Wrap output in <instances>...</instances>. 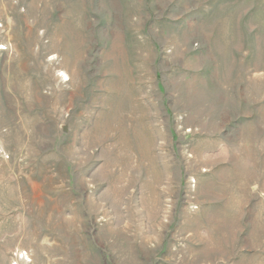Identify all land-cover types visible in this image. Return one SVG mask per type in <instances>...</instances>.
<instances>
[{
	"label": "rangeland",
	"instance_id": "rangeland-1",
	"mask_svg": "<svg viewBox=\"0 0 264 264\" xmlns=\"http://www.w3.org/2000/svg\"><path fill=\"white\" fill-rule=\"evenodd\" d=\"M0 264H264V0H0Z\"/></svg>",
	"mask_w": 264,
	"mask_h": 264
},
{
	"label": "bare ground",
	"instance_id": "bare-ground-1",
	"mask_svg": "<svg viewBox=\"0 0 264 264\" xmlns=\"http://www.w3.org/2000/svg\"><path fill=\"white\" fill-rule=\"evenodd\" d=\"M0 49H2V48H0Z\"/></svg>",
	"mask_w": 264,
	"mask_h": 264
}]
</instances>
